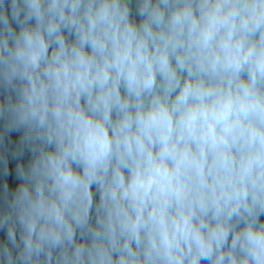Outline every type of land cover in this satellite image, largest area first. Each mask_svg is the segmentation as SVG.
Returning a JSON list of instances; mask_svg holds the SVG:
<instances>
[{"label":"clouds","instance_id":"obj_1","mask_svg":"<svg viewBox=\"0 0 264 264\" xmlns=\"http://www.w3.org/2000/svg\"><path fill=\"white\" fill-rule=\"evenodd\" d=\"M0 264H264V0H0Z\"/></svg>","mask_w":264,"mask_h":264}]
</instances>
